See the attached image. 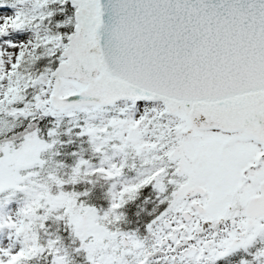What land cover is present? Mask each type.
I'll use <instances>...</instances> for the list:
<instances>
[{
  "label": "snow or ice",
  "instance_id": "obj_1",
  "mask_svg": "<svg viewBox=\"0 0 264 264\" xmlns=\"http://www.w3.org/2000/svg\"><path fill=\"white\" fill-rule=\"evenodd\" d=\"M5 192L0 264H264V0H0Z\"/></svg>",
  "mask_w": 264,
  "mask_h": 264
},
{
  "label": "rangeland",
  "instance_id": "obj_2",
  "mask_svg": "<svg viewBox=\"0 0 264 264\" xmlns=\"http://www.w3.org/2000/svg\"><path fill=\"white\" fill-rule=\"evenodd\" d=\"M10 123H15L19 125L20 122L15 121V122H10ZM44 158L49 161L48 167H53V168L55 167V160L57 157H49L46 155ZM58 158L59 160H61V157H58ZM59 171H60V174H63L64 172H67L68 169L67 168L60 169ZM99 181H101L102 185L104 184L103 180H99ZM24 199H25L24 193H20V192H16L15 194H12L11 192L0 193V216L12 217L13 219H15L19 207L23 206ZM56 215H58V213H54L52 216L49 217L52 224H55L52 228H48L46 226V223H47L46 221L45 229L39 230L42 241L47 240L49 238H55L60 235L59 231H61L62 222L55 219ZM61 242H62V245L65 248H67V250L69 248V250L73 251L77 247V244L74 243V238L72 235H70V233H69L68 241L63 242V240L61 239ZM14 244L15 245L19 244L18 238L14 234H10L7 229L0 230V246L14 245ZM42 255L46 263L51 264V257L48 256L46 253ZM31 264H35V261L33 260Z\"/></svg>",
  "mask_w": 264,
  "mask_h": 264
},
{
  "label": "trees",
  "instance_id": "obj_3",
  "mask_svg": "<svg viewBox=\"0 0 264 264\" xmlns=\"http://www.w3.org/2000/svg\"><path fill=\"white\" fill-rule=\"evenodd\" d=\"M60 151L62 153H69L71 151V147H66V148H61ZM61 160H65V161H69L70 162V157L68 155H61ZM59 159L58 157L56 158V160ZM86 186V185H85ZM102 183L101 181L97 180L96 182V186L93 190V197L92 199L95 200L97 196H100L104 190V188L102 187ZM103 199H100L98 201V203H103ZM62 222V228H61V231L60 232V235L59 237H61V239L64 241H68V238H69V232L68 230L66 229V226L64 224L63 221ZM55 224H52L50 218L48 219L47 223H46V226L48 228H52ZM65 233V234H64ZM67 237V239H66ZM66 243V242H65ZM68 247V246H67ZM76 249V248H75ZM69 250V248H68ZM69 253L71 254V259H72V264H83V257L81 255H77V253L75 252V250L71 251L69 250ZM34 261H35V264H47L43 255H38L37 257L34 258Z\"/></svg>",
  "mask_w": 264,
  "mask_h": 264
}]
</instances>
